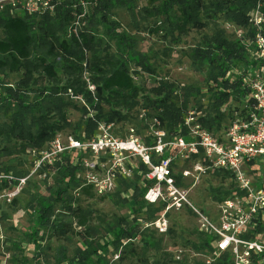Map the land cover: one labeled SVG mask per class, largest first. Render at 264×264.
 <instances>
[{
  "label": "trees",
  "instance_id": "trees-1",
  "mask_svg": "<svg viewBox=\"0 0 264 264\" xmlns=\"http://www.w3.org/2000/svg\"><path fill=\"white\" fill-rule=\"evenodd\" d=\"M137 1H93L88 5L91 14L87 12L80 25L73 23L77 10L73 6L74 0H59L53 14L46 12L29 14L22 10L11 12L8 8L0 10V30L3 33L0 37V73L22 71L24 75L17 89L10 85H5L3 88L4 104L12 109V113L8 124H0V137L5 135L20 140L23 142L20 143V150L32 153L38 160L43 151L50 149L57 136V130L62 128L49 120L47 112L54 111L63 124H68L64 111L68 105L65 95L85 101L82 109L87 121L81 132L74 136L78 140L93 138L102 121L110 123L114 119L118 121L126 118L120 108L133 109L139 103L138 98L142 90L130 73L129 62H132L137 69L148 73H153L154 67L149 55L136 49V39L127 31L120 30V24L111 19L110 14L114 7H124L134 17L139 13ZM142 2H144L142 10L145 15L162 16L163 20L159 22L166 25L167 34L171 35L184 33L189 27L201 28L206 24L203 17L213 20L218 15L237 25H253L251 17L258 6L264 20V0H142ZM96 16L105 24L108 38L118 44L117 56H112L110 53L102 55L100 40L91 29ZM252 28L249 32L251 37L249 40L245 38L229 40L220 29L213 39L206 41L204 46H197L189 52L194 63L201 66L207 61L213 67L209 72L208 81L215 82L216 86L210 88L213 91L208 95L210 103L206 114L188 108L187 99L194 95L191 89L178 91L173 84L166 82L150 87L153 96L146 95L145 101L147 107L160 111L156 117L159 122L157 129L165 131L171 138L183 136L185 139H192L186 118L190 112H193L202 128L220 138L224 136L236 114L242 116L245 114L247 108L245 104L250 99V95L244 86L243 71L249 62H254L249 54L256 34L255 26L253 25ZM158 29L159 26L154 30ZM262 32L264 33L263 28ZM39 46L42 49L38 50ZM226 62L231 63V66L237 65L238 62L241 68L231 69L230 77V74L227 75V68L223 67ZM217 66L220 69L215 74L213 69ZM59 71L66 76L63 83L58 81ZM37 72L44 73L54 82L49 87L38 90L35 99L28 101L26 89L35 79L34 74ZM219 79H221L220 83H218ZM174 95L181 97L179 103L173 100ZM234 100L237 101L233 102ZM104 105L109 107L107 112H104ZM224 119L226 123H223ZM164 123H167L169 129L164 127ZM150 137L144 138V144L150 146L154 143V139ZM28 147L31 148L27 149ZM71 150L77 151L76 148ZM71 150L58 153L51 163L44 161L40 164L39 172L45 174L51 171L57 173L62 167L64 168L61 176L57 175L61 181H64V186L56 182L59 197L66 194L70 186H78L88 194L93 190V186L86 184L84 178L76 176V172L81 170L79 162L82 159V151L77 154ZM168 154L169 152L165 151L163 156ZM189 157L204 161L201 150L198 154H191ZM131 159L138 163L137 172L143 179L142 183L136 184L135 191L137 195L143 196L154 181L144 179V173L149 169L146 164L139 159L133 157ZM153 161L156 162V159L153 158ZM3 170L13 174L15 177L11 180L18 182L16 179L18 176L13 171H7L0 165V171ZM214 170L229 178L230 190L226 193H230L233 185L230 173L224 169ZM173 175L177 178V182L181 183L179 174L173 172ZM8 182H10L8 179L1 180L0 188H8L10 185ZM149 205L153 207L155 213L152 220L141 215V204L137 208L132 207L130 215L114 217L107 223L105 233L110 238L104 241L95 238L96 227L87 225L88 214L82 212L79 207L73 208L79 216L77 225L83 227L78 233L82 244L76 248L72 257L67 255L64 247H60L55 257V264H109L106 253L110 245L117 249L125 241L138 236H145V247L160 248L162 239L155 235L159 233L152 225L145 226L144 223L153 221L163 211L165 203L159 205L149 203ZM52 214V205L42 204L38 212V221L52 230L55 235L63 236L71 230V223L55 221L52 219ZM146 230L150 231L146 232ZM201 232L203 241L198 248L199 252H205L211 248V235L208 232ZM229 263V255L224 253L216 257L211 264ZM186 264L205 263L200 258Z\"/></svg>",
  "mask_w": 264,
  "mask_h": 264
},
{
  "label": "rangeland",
  "instance_id": "rangeland-1",
  "mask_svg": "<svg viewBox=\"0 0 264 264\" xmlns=\"http://www.w3.org/2000/svg\"><path fill=\"white\" fill-rule=\"evenodd\" d=\"M136 3L139 13L134 17L126 8L114 7L111 10L110 18L118 21L120 30L127 31L136 39V49L149 55L154 72H144L129 62L130 73L135 83L142 87L138 98L139 103L131 110L120 108L126 118L118 121L114 119L110 123L102 121L96 134H104L108 138L115 139L129 138L133 134L142 141L147 136H151L150 138L155 140L156 131H161L156 128L159 125L156 117L160 111L152 110L146 106L145 96H153L150 87L160 82H166L173 84L178 91L191 89L194 91V95L187 99L188 108L196 109L200 114H206L209 111L210 103L208 95L213 91L210 88L213 85L216 86L215 82L208 81L209 72L213 67L207 61H204L201 66L194 63L189 52L197 46H204L206 41L213 39L220 29L224 31V35L229 40L237 38L249 40L251 39L249 32L253 29V25H237L218 15L213 20L203 17L206 24L201 28L189 27L184 33L171 35L167 34L166 25L159 22L163 20L162 16L148 17L142 10L144 2L138 0ZM88 12L91 14L90 8ZM158 26L159 29L155 31L154 29ZM91 29L100 40L102 55L110 53L112 56H117L118 44L115 40L108 38L105 24L99 21L98 16L94 18ZM2 35L0 30V37ZM39 49L42 47L39 46ZM236 63L235 66H231L229 62L223 65L224 68H227L226 72L227 75L230 74V77L231 69L239 70L241 68L239 63ZM219 69L220 67L217 66L213 69V73H218ZM23 76L22 71L0 73V124L2 125L10 122L12 113V109L4 104L3 88L5 85H10L17 89ZM65 77V74L59 71L58 81L63 83ZM34 78L26 89L28 101L35 99L38 90L47 88L54 82L42 72L35 73ZM220 82L221 79L218 83ZM65 96L68 105L64 111L68 124H63L54 111L47 112L51 122L62 126L56 133L61 146H68L71 139L81 132L87 121V116L82 109L85 101L70 95ZM173 100L179 103L181 97L174 95ZM235 101L237 100L233 102ZM103 109L104 112H107L109 107L104 105ZM227 111L228 109H226ZM223 123H226V119L223 120ZM164 127L169 129L167 123H164ZM163 132L162 140L167 143L166 145H169L173 138L169 137L165 131ZM20 143L23 142L15 138H8L5 135L0 137V165L7 171H13L18 176L16 177L18 182L20 178H26L22 187L16 184L17 181L10 180L8 188H0V264H55V257L60 247H64L67 255L72 257L76 248L82 244L78 233L83 229L82 226L77 225L79 216L73 211L75 207H79L82 212L85 211L88 214L87 225L97 228L95 238L101 241L110 238L105 233L107 223L114 217L130 215L132 207L137 208L141 204V215L148 220L154 218L153 207L149 205L144 195L136 194L135 186L137 183H142L143 179L142 175H138V163L133 159L123 157L125 167L117 170L112 176L114 155L111 154L109 148L98 153H94L88 148L82 150V159L79 162L81 170L76 172V176L85 179L87 174L93 173L100 180L105 181L107 186L109 183L110 187L101 193L93 187L91 194H88L78 186H70L67 193L59 197L56 182H60V186H64V181H61L57 175L62 174L64 168L58 170V174L54 171L49 174L39 172L41 165L36 167L37 159L32 153L21 151ZM79 151L72 152L78 154ZM168 152L174 163V173H180L182 169L190 168L200 160L184 157L173 145H170ZM74 158L73 156V160ZM87 161L94 163L95 167L92 168V165L87 164ZM3 173L15 177L6 171ZM185 187L199 191L198 206L205 212L204 214L214 217L218 202L229 194L226 191L230 190V182L229 178L223 174L217 173L214 169H208L201 174L198 181L187 179ZM42 204H51L52 219L71 223V230L65 235L59 236L44 227L38 221V212ZM167 218L168 231L164 234H155L156 237L162 239L160 248L145 247V236H138L125 241L117 249L110 245L106 253L109 264H186L200 259L198 247L203 241V235L199 216L184 207L172 208L169 210ZM148 231L150 230H146V232ZM179 254L180 258H176L175 256Z\"/></svg>",
  "mask_w": 264,
  "mask_h": 264
},
{
  "label": "built area",
  "instance_id": "built-area-1",
  "mask_svg": "<svg viewBox=\"0 0 264 264\" xmlns=\"http://www.w3.org/2000/svg\"><path fill=\"white\" fill-rule=\"evenodd\" d=\"M96 0H74L76 16L74 25H80L88 12V5ZM59 0H0V10L8 8L11 12L22 10L29 14L55 12ZM251 22L256 28L255 38L249 49V62L243 71L244 86L248 89L250 99L245 104V114H236L225 131L224 136L217 137L214 133L201 127L193 112L186 118L192 139L183 136L173 138L169 145L164 142L163 131H156V139L150 146L135 135L125 139L108 138L106 135L95 134L89 140L72 138L68 146H61L57 137L53 140L52 149L41 153L36 167L44 161L51 163L58 153L64 150L90 149L94 153L109 148L114 155V176L117 170L125 167L122 158H138L149 169L144 179L154 181L144 194L149 203L156 205L165 203L163 211L151 222L159 234L168 230L167 212L174 209L190 208L199 216L200 229L211 235V248L199 252L205 264H211L216 257L227 253L229 264H264V20L260 6L254 11ZM173 145L184 157L198 154L201 150L203 162L199 161L190 168L180 171L181 183L173 175L172 157L163 156ZM156 157V162L153 158ZM124 158V159H125ZM94 168V163L87 161ZM208 169L227 170L233 181L231 192L217 204L214 217L204 214L198 206L199 191L186 188L187 179L199 180L201 174ZM12 175L0 173L2 179L11 180ZM17 183L22 187L26 178ZM85 183L91 184L99 193L109 189L105 181L91 173L85 177ZM145 184V182H144ZM193 186V185H192ZM180 258V254L175 256Z\"/></svg>",
  "mask_w": 264,
  "mask_h": 264
}]
</instances>
